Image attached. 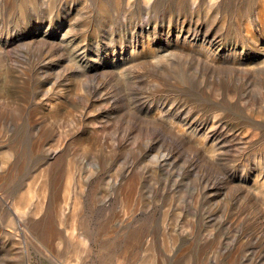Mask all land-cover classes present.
<instances>
[{
  "label": "rangeland",
  "instance_id": "1",
  "mask_svg": "<svg viewBox=\"0 0 264 264\" xmlns=\"http://www.w3.org/2000/svg\"><path fill=\"white\" fill-rule=\"evenodd\" d=\"M208 1L197 0V3H193L192 0H155L149 14L144 13L141 6L133 7L131 11L126 10L125 1L123 9L127 11V15L124 16L122 10H116L115 0H90L95 8L93 16L90 17L89 12L80 9L82 2L79 0H53L56 7L51 8L53 14L45 17V22L35 20V16L49 12V0H35L33 8L29 6V0H0V66L3 68V76H0V151L6 150L15 138H20L23 144L21 150L24 149L26 153L30 142L34 141L35 147L39 140L41 142L49 137V131L44 128L43 123L37 122L38 111L29 109L31 105L34 107L36 93L40 96L46 95L51 82L60 83V88H64L61 91L73 85L82 86L87 91L93 84L94 87L105 85L101 87L104 89L100 94L106 101L100 106L105 107L108 116L92 119L91 129L95 131L96 138L104 142L103 144L108 143L114 151H118L121 145L135 149L140 143V136L143 135V140L151 138V130L136 129L135 123L132 126L133 119L137 116L139 120H153L150 121L151 128H159L156 131L161 136L165 135L163 137L166 147H175L173 150L180 154V162L176 168L167 169L169 176L166 181L170 183L166 186L169 187V192L167 189L163 202L167 208H171V219L176 220L178 217L175 212L188 210L200 215L206 213L217 216L219 220L229 219L221 231L229 234L227 242L230 246L222 247V253L214 255V264H239V257L246 254L247 250L253 251L255 247L258 249L253 251L254 259L257 258L258 264H264V252L259 253V248L264 250V169L259 174L260 165L264 167V118L257 117V114L247 120L243 117L247 116V111L243 108L245 105L255 110L258 106L264 108V85H256L250 80L245 81L244 78L238 81L240 88L236 90L240 96L236 110H232L224 96L226 88L233 90L231 86H238L228 83L229 80L232 83L229 75L255 79L257 75L264 73V43H259L257 49L252 50L229 40L238 30L236 20L242 22L248 16L255 17L259 10L258 0H222L215 10L214 22H209L203 12ZM198 9L200 14H197ZM102 11H110L113 16L117 14L118 25L108 21L111 27L107 28L108 23L102 21ZM67 16L74 17L73 24L67 19L61 20ZM222 18H225L224 27L220 26ZM190 24V43H183L186 39L184 32L189 29ZM112 27L114 29H111ZM207 27H210L208 29L211 34L227 39H223L224 45L212 43V52L200 45L203 35L198 32ZM220 28L224 30L220 31ZM88 32V44L84 45L83 37H79V33ZM133 33H136L133 39L139 46L131 53V47H127L124 42L131 40ZM112 38L115 42H112ZM162 57L172 62L171 68L156 77L149 75L150 72L147 73L146 68H151L153 60ZM193 60L195 63L191 66ZM204 66L208 67L209 74L202 83L199 80L202 77L198 78L197 75L204 72ZM138 73L143 78L141 84L153 87L160 94L154 97L158 106L146 104L142 95H134ZM61 79L64 81L60 82ZM46 103V106L50 107L49 103ZM215 109L217 113L227 115L230 121L246 124L247 133L233 132L224 127L218 119H215L218 121L216 125H223L221 130H204L202 122L214 120L212 111ZM3 110L4 115L1 114ZM41 110L43 108L39 109ZM6 113L7 119L3 118ZM154 121L165 124L168 131L161 132L160 126L153 127ZM59 126L61 127V124ZM221 142L228 146L230 159L223 169L216 165L220 157L214 158L212 154V146L220 148ZM27 155L29 156V153ZM112 156L116 161L115 168L119 169L118 166L126 163L125 156L115 153ZM41 158L43 157L40 153L30 157L29 161L33 164H29L31 167L26 170L25 166L21 176L15 178L16 181H11L12 171H8L0 193L5 201H9V206L29 188L37 190L40 183V169L37 164L43 163ZM61 160L57 157L50 163L58 169ZM194 162L198 165L195 166ZM94 164L92 155L79 158L77 171L90 177L88 171L94 168ZM11 165L14 168L15 165ZM199 165L211 169L204 182L209 187H216L211 188L212 194L217 189L220 195L206 206L201 202L205 189L201 179H198L203 177L205 172L200 171ZM99 166L101 171L108 167L103 157ZM102 174L94 180L91 178L92 182L87 188L89 198L84 201L82 209L77 210V229H72L70 219L74 198L78 192L77 179L74 181L76 184H72L71 192L75 196L70 193L68 208L62 220L56 217L58 207H50V224L57 226L60 236L50 238V235H44L41 228L45 223L35 227L30 214L24 221L18 222L20 227L30 228L29 235L20 233V236H17L3 228L8 213H0V264H28L29 261L31 264H52L49 260L59 264H211L206 260V246L211 242L203 243L194 239L188 241L181 236L177 243L172 241L170 246H167L165 242L171 237L158 234L150 237V246H137L142 240V229L145 231V227L142 228V212L138 214L137 219H131L132 224H129L120 221L123 211L120 204L108 203L100 209L90 202L93 193L101 192L99 181ZM157 183L158 180L150 179V184ZM230 203L235 207L232 215L227 213ZM171 205H177L179 209ZM157 218L159 214L154 217L150 215L148 226L151 224V229L155 228L152 223L154 224ZM195 223L197 232L203 227V219L200 220L198 215L195 217ZM188 226L190 225L186 227ZM211 228L218 233L216 227ZM183 230L184 228L180 227L179 233ZM69 234H73L74 241H87L89 249L84 262H78ZM131 236L135 237L136 242L131 240ZM202 243L206 245L203 246ZM226 257L228 262L224 263Z\"/></svg>",
  "mask_w": 264,
  "mask_h": 264
},
{
  "label": "bare ground",
  "instance_id": "2",
  "mask_svg": "<svg viewBox=\"0 0 264 264\" xmlns=\"http://www.w3.org/2000/svg\"><path fill=\"white\" fill-rule=\"evenodd\" d=\"M79 1L82 2L80 9H82L83 11L86 10L87 12H89V16L92 17L94 13L93 11L95 10L93 6L94 4L92 5L90 0H79ZM125 1H126V5H125L126 10L131 11L133 7L141 6L142 11L144 13L149 14L150 13L149 11H151L152 9L151 7L152 3L155 0H142V1L115 0L116 10L118 12L122 10V14L124 16L127 15V11L123 9V4ZM192 2L197 3V0H192ZM221 2L222 0L208 1L207 7H205L203 12L206 13L207 20L209 22H214V19L216 17L215 10L220 6ZM28 4L31 8H33V6L35 5V0H29ZM52 7H56V6L53 5V0H49L48 3L49 12H47V14L45 13V15L37 14L35 16V20L37 21L43 20L47 22L46 18L53 14L51 10ZM257 7L259 8V10L255 15V17L248 16V18L242 22L236 20L238 30L235 31V34H232L229 37V40H231V42L235 43L236 45L237 44L243 45V47L245 46L246 48H250L252 50H256L259 43L260 44L264 43V0H258ZM104 10L106 9L104 8ZM103 12L104 11H102L101 14L103 15L102 16L103 22L108 23V21H110L111 24H115V26L118 25L117 23L119 22V20L117 18V14L113 16L111 15L110 11H107L106 13ZM200 12H201L200 9H198L197 14H200ZM86 15L88 16V14ZM73 18L67 16L65 18L62 17L61 20L63 21L67 19L69 23L73 24V20H74ZM109 24L110 23L106 24L107 28L111 27V25ZM102 26L105 27V25ZM220 26L221 27L225 26V18H222ZM190 27L191 24L189 26V29L186 32H184L186 33V39L183 43H187V41L189 42L190 36H192V32L189 31ZM208 28L210 27L200 30V32L198 33L203 35V38L201 40L202 42L200 43V45L207 47L206 49L207 50L209 49V51L212 52V50H210V46L213 45L212 43L222 44V42H224L223 39L225 38H223V36L219 37V35L217 36L211 34L210 29ZM111 29L114 28L112 27ZM223 30L224 28H220V31ZM72 31L74 32V30ZM135 34L133 33L131 35L132 37V39L130 38L131 40H128V42H124L127 47H131L132 49L131 53L134 52L136 46H139V43H137V41L133 39ZM79 37L81 38L83 37L82 40L84 42V45L88 44V42L86 41L88 40L87 38H89V32L79 33ZM226 40L227 39H225V41ZM112 42H115V39H113ZM207 44L208 46H205ZM222 45H224V43ZM79 46H81V43L79 44ZM51 54L53 55L52 52ZM53 59L54 61L56 60V58ZM59 59L60 58H58V60ZM194 63L195 61L193 60L191 66ZM171 65L172 62L163 59V57L158 58L156 61L153 60V63L150 65L151 68L149 69L146 68V72L147 73L150 72L149 75H153L156 77L157 75H160V73L170 69ZM144 66H146V64H144ZM71 68L73 69V67ZM203 69L204 72L201 74L198 73L197 75L198 78L202 77L199 79L202 81V83L204 82L205 79L208 78V76L206 75L209 74V72L207 71L208 67L206 68V66H204ZM2 70L3 68L0 66V76H3ZM229 77L232 80V83L229 80L228 82L229 84L238 85V81L244 78L245 81L250 80L256 85L257 83L258 84L262 83L264 85V73L257 75L255 79L249 76L238 77L235 75H229ZM136 78H137L136 79L137 88L133 89L134 95L135 94L142 95V97L145 99L144 102L146 104L149 103L154 106H158L156 101H154L155 100L154 97L160 96V94L153 87L149 85L147 86L146 84L145 85L141 84L140 81L143 80V78L139 73ZM1 81L2 78L0 79V82ZM59 81L63 82L64 79H61ZM60 85H61L60 83L51 82L50 86L47 89V94L40 96L39 93H36L35 95L36 100L34 102V107L32 108L31 105L30 109L28 108L29 110L33 109V111H38L36 116L37 122L43 123L42 125L44 126V128L49 131V137L44 138V141L41 142L39 140V144L35 147H33L34 141L30 142L31 144H28L29 146H27L28 149H26L27 150L26 153L24 149L21 150L23 144L20 142V138H15L16 140L13 141V143L10 146H8L6 150L3 149L0 151V191L3 184L6 182V179L8 177V171L9 172L12 171L11 181L12 182L13 180L16 181L17 177L21 176L24 167L26 166L25 167L26 170L28 167H31L29 166V164H33L31 161H29L30 157L32 158V156H34L35 154L37 156V153H40V156L43 157L41 158L43 163L37 164L39 165L37 166V168L40 169V173L38 175V180L40 179L39 181L40 183L36 191H34L32 188H29L27 191L22 193L17 200L12 202V205L10 206L8 205L9 201L8 202L5 201L4 198L2 197L3 195H1L0 193V213L1 214L4 213L6 214V212L8 213V218L5 221L3 228L8 232L13 233L17 236H20V233H24L26 236H28L30 233V228L28 226L20 227L18 222L21 220L24 221L25 218L30 214L32 216L34 224L36 225L35 227H40L41 224L45 223V225H43V227L41 228L44 235H50V238L56 237L57 235L60 236L61 235L60 232H57L56 229L57 226H54V224H50L52 223V221H50L51 218L50 207H52V205L58 207L57 208L58 210L56 212V217H58L59 220H62V218L65 215V210H67L68 208L67 202L70 193L72 192V184L74 183L75 179H77L78 192H76V196L74 193H71L74 194L75 200H74V207L72 206L73 209H71L72 212L70 214L71 217L70 219L72 220V224H73L72 229L73 230L77 229L78 221H79L77 210L82 209L84 201L87 200V198H89L88 197L89 195L87 193V188H89V185L92 182L91 178H93L94 180L96 176H99L101 173H103L99 181L100 182L99 188L101 189V192L96 191L95 193H93L90 197L91 198L90 202L93 205H95V208H100V209L102 206H106L108 203L110 205L120 204L123 210L121 211L122 217H120V221L127 222L129 224H132L131 219L134 220L137 219L138 214L142 212L141 213L143 214L142 228L145 227V231L142 229L143 231L142 240L138 242L137 246L139 244L145 247L148 246L149 241L152 242V240H150L151 239L150 237L158 234L165 237H171L170 240L165 242L166 244H168L167 246H170L169 244H171L172 241L173 243H177L178 238L181 236H184L188 241L194 239L199 242H203V241H205L206 243L211 242L210 245L206 246L207 249L206 253L208 252V257L206 258V260L208 261L207 263L214 264L215 263L214 260H216L214 255L217 253H222V251L220 250L222 247L230 246L228 244L229 242H227L229 238V234L227 235L225 232L221 231L223 230L229 219L219 220L217 216L213 217L212 215H207L206 213L200 215L198 214V212L195 211L193 212L189 210L181 213L175 212V216L178 217L175 218L176 220L171 219L169 215L171 208H167V206H165V203L163 202L166 190L169 188L166 185L167 183H170L166 181V177L169 176L168 175L169 170L167 169L169 167L171 169L176 168V166L180 162V156H179L180 154L178 155V152L176 150H173L175 149L174 146L173 149H171V147L170 148L166 147L163 137L165 135L161 136L156 131L159 128L158 129L151 128L152 125L150 121L153 120H150L148 122L147 121L148 118L145 119L144 121L143 119L141 120L140 118L141 120L140 121L139 117L136 116V118L133 119L134 122L132 123V126L135 123L136 129H140L141 131H143L142 130L143 128H147L148 130L150 128L151 138L149 137L147 140L145 139L143 140L144 138L142 137L143 135L140 136V133H138L140 136V140H139L140 143L135 149H132L133 148L132 147L130 148L132 150H130L128 147H124L123 145H121L118 151H114L113 149H111L108 143L103 144L104 142L103 143L100 142L94 135L95 131L91 129V123L94 120V118L103 119L104 117L108 116L107 112L104 109L105 107L104 108L101 107L102 102L106 101L103 98V95L100 94V91L104 89V88L101 89V87H104L105 85H97L96 87H94L93 84L88 91L82 86L75 87L74 85L67 86L66 87L67 89L61 91V89L64 88H60ZM231 87L233 88V90L229 88L225 89L224 96H226V99L228 100V104L230 105V107H232V110H236V107L239 104L238 99L240 96V93H238L236 89H239L240 87L239 85L237 87L236 86H231ZM249 88H251V86ZM6 102H8V100H6ZM46 102L49 103L48 105H50V107L46 106L47 105ZM44 106H46V108H44ZM40 108L41 109L43 108V110L39 111ZM243 108L244 110L247 111V116L246 115L243 116L244 119L246 120L251 118L253 114H257V117L259 116L260 118H264V108L262 106H258L257 110H255L253 107L249 105H245V107ZM216 109H221V108H216ZM216 109L212 111V113H214V117H213L214 120L202 122L201 125H203L204 130L206 129L207 131V129H212V130L215 129L216 132L219 129L221 130L223 128V125L222 127L219 124L216 125L218 121H221V123L224 124V127L229 128V130L233 132H240L241 134H244L245 132L247 133L248 129H246L247 127L245 126L246 124L244 123L238 124L237 122L230 121L227 119V115L220 112L217 113ZM1 114L4 115V110L2 111ZM7 116L8 114L6 113V115L3 118L7 119ZM215 119H218V121H216ZM154 122H152V124ZM59 124H61V127L59 126ZM153 125H154L153 127L160 126L161 132L163 131L166 133V131H168L167 126L165 124H161V123L159 124L158 122H155ZM180 127H182V125ZM58 128L60 132L58 131ZM175 139L176 138H174V140ZM221 143L222 144H220L221 145L220 148L212 146L213 149L212 154H214L213 155L214 158L220 157V161L218 160L216 162V165L218 166V168L223 169L225 166L228 165L230 159L228 157L229 156L228 146L225 145L224 142ZM221 149L222 151H220ZM27 153H29V156L27 155ZM114 153L118 156L126 157L125 164L123 163L121 166L117 165L119 169L114 167V165L116 164V161H114V158L112 156V154ZM89 155H92L93 161L95 162L93 166L94 168H90L88 171L91 174L90 177H88L89 175L86 174L83 175L84 173L81 174V171L78 172L76 165L79 158L81 159L84 157H88ZM153 155L155 156V158H152ZM57 157L62 159L61 163L57 166L59 167L58 169H56L55 165H52L50 163L52 159ZM102 157L103 159H105V161L108 164V167L103 169V171H101V167L99 166ZM117 159L119 160V158ZM11 164L15 165L14 168L12 167ZM194 165L197 166L198 163L194 162ZM199 166H200V171H202L203 173L205 172L202 175L203 177H200L198 179H201V183H203L205 189L203 190L205 196L203 198V201L201 202H203V206H206V204H210L212 200H214L220 195H218L219 193L217 192V189H215V193L212 194L213 191L211 190V188L212 187L216 188V187L214 185L212 187H209V185H207L204 182V180L210 174L209 171H211V169L209 170L207 168H203V165H199ZM263 169L264 167L260 165L259 174L262 173ZM151 178L158 180L159 184L158 183L157 185L150 184ZM73 189H77V188L73 187ZM171 190L173 189H170V191ZM167 192H169V189L167 190ZM32 205L33 208H31ZM173 207L179 209V206L177 205H174ZM29 208H31L30 209L31 211H29ZM233 209H235V207L233 206L232 203H230L227 206L228 215H232V212L235 211ZM157 214H159V218L155 220L154 224L152 223L153 227L155 228L151 229L152 227L151 224H150L151 227L148 226V223L150 222L149 221L150 215L154 217ZM198 215L200 220L203 219V227L196 232L195 217ZM187 225H190L188 226V228L190 229L186 227ZM180 227L184 228L182 233H179ZM211 227H216L218 229V233L216 234L213 231L214 229ZM82 228L84 227L82 226ZM70 232L73 233V231ZM71 235L69 236L70 237L69 239L71 241V246L76 251L78 262H82V261L84 262L86 260L85 257L89 249L88 243L86 240L74 241L73 234ZM196 236H198V238H196ZM131 238H132L131 240L135 239L134 236L133 237L131 236ZM134 242L136 241L134 240ZM203 243L202 245L205 246L206 244ZM189 248L191 247H188V249ZM166 249H169V247H166ZM255 249L258 248L255 247L253 251ZM259 250H260L259 252L260 254H262L261 252H264V250L261 251L260 248ZM253 251L247 250L246 254L239 257V264H258L257 258L254 259L253 257ZM226 260H228L227 257L224 260V263L226 262ZM27 261H29V259ZM49 261L52 264H59L58 262L56 263L54 260H49ZM152 263H154V261Z\"/></svg>",
  "mask_w": 264,
  "mask_h": 264
}]
</instances>
